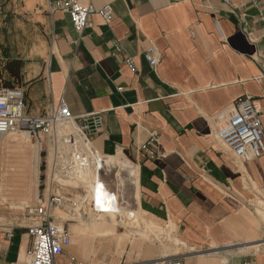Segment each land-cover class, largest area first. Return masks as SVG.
Instances as JSON below:
<instances>
[{
	"label": "crops",
	"instance_id": "0c3cea01",
	"mask_svg": "<svg viewBox=\"0 0 264 264\" xmlns=\"http://www.w3.org/2000/svg\"><path fill=\"white\" fill-rule=\"evenodd\" d=\"M59 1L0 0V84L23 89L31 116L62 103L75 118L101 115L92 149L132 168L133 213L173 228L175 244L164 257L157 239L114 228L72 241L57 264H264V156L237 158L216 136L244 96L264 127V0H76L94 10L82 36ZM106 6L110 23L98 13ZM152 49L156 67L145 59ZM21 137L0 142V202L10 209L40 201V147ZM2 207L0 264H28L32 220Z\"/></svg>",
	"mask_w": 264,
	"mask_h": 264
},
{
	"label": "built area",
	"instance_id": "2783aa9c",
	"mask_svg": "<svg viewBox=\"0 0 264 264\" xmlns=\"http://www.w3.org/2000/svg\"><path fill=\"white\" fill-rule=\"evenodd\" d=\"M56 7L70 15L73 27L79 36L90 27L89 19L94 13L93 8L83 6L76 0H60ZM98 13L107 23L113 20V10L110 6H106ZM145 59L151 67L158 65L153 49L145 54ZM128 63L131 66V62ZM261 115L262 112L254 98L244 96L238 99L232 116L216 132L218 141L237 158L260 159L264 156V127ZM62 125L71 126L75 130L74 133L67 131L63 133ZM102 128L101 115L75 118L64 103L57 111L48 112L43 116H31L26 111L23 89L0 86V142L14 132L26 133L40 148L45 147L47 150L51 147L55 151H58L59 147L71 149L74 154L70 165L87 170L94 162L99 170L103 159L92 149L91 138L99 134ZM44 138L49 142V146L44 143ZM154 143L156 140L152 139L149 146ZM83 149L88 154L83 153ZM149 153L156 155L152 151ZM55 157V165L63 164V157L57 155ZM40 195V201L29 207L26 213L32 220L28 228L31 238L28 264H57V259L62 256L65 248L72 245V239L67 230L54 220L52 210L64 209L67 203L51 195L48 204L45 205ZM163 264H182V262L179 259H169Z\"/></svg>",
	"mask_w": 264,
	"mask_h": 264
},
{
	"label": "rangeland",
	"instance_id": "374dc122",
	"mask_svg": "<svg viewBox=\"0 0 264 264\" xmlns=\"http://www.w3.org/2000/svg\"><path fill=\"white\" fill-rule=\"evenodd\" d=\"M62 132L74 133L69 125L61 126ZM28 143H31L29 139ZM37 147V146H36ZM40 151V165H39V177H38V191L40 194L43 193L46 188V196H48L49 190L55 196L63 199L65 203L73 202L69 204L67 211L56 210V218L60 227H64L72 236L73 244L81 245L80 238L85 240L86 237H107L108 235L99 233L95 234L91 231L82 233L79 228L81 226H91L94 224L93 220L114 225L116 230L120 232L133 229L129 233L132 239L147 240L153 244V238L158 240V253L161 256H166L171 251V247L175 244L173 235V228L166 230L160 224L149 223L144 218L140 217L139 214H134L132 206L138 202L136 190V179L135 173L132 168L119 158L103 159L99 165L100 169H97V165L92 164L87 170H82L78 166L70 165L72 155L74 152L70 149L59 147L58 151L53 148L46 150L45 147L39 148ZM21 152V151H19ZM83 153L88 154L85 149ZM18 156L19 154L16 153ZM55 155L63 157V164L55 165ZM66 168V170H64ZM64 170V171H62ZM99 171L100 179L112 194H115L120 203L121 215L112 218L102 217L101 214H96L92 210V181L87 180L83 182V173L89 171L95 173ZM82 179V180H81ZM82 183V184H81ZM14 190V189H12ZM24 190V189H20ZM7 200L3 199L0 206L4 212H10L14 210L17 212V216L27 213V209L35 204H31L29 201L19 202L20 204H9L11 207L8 208L6 205ZM66 205V204H65ZM63 205V206H65ZM66 205V206H67ZM123 207V208H122ZM132 211L134 218L129 216ZM132 219V220H131ZM116 220V221H115ZM114 223V224H113Z\"/></svg>",
	"mask_w": 264,
	"mask_h": 264
},
{
	"label": "bare ground",
	"instance_id": "6f19581e",
	"mask_svg": "<svg viewBox=\"0 0 264 264\" xmlns=\"http://www.w3.org/2000/svg\"><path fill=\"white\" fill-rule=\"evenodd\" d=\"M15 140L19 141L20 144L24 142L29 141V136L26 133H22V137L20 139L15 138ZM25 140V141H24ZM36 149V158L37 162L39 164V148ZM37 175H38V169H37ZM83 182L90 180L92 181V210L96 212L97 214H101L102 217H109L113 218L118 217V215H121V208L119 199L115 194H112L106 187L105 183H103L99 176V171L95 173H91L89 171H86L83 173ZM81 179V180H82ZM82 184V183H81ZM123 208V207H122ZM133 213H130L129 216H133ZM116 221V220H115ZM94 224L92 225V228L87 229H79L82 233L88 234V232H92L95 234L103 233L106 235H109L110 233L114 232V225H109L104 222H98L93 220ZM114 224V223H113ZM92 250V249H91Z\"/></svg>",
	"mask_w": 264,
	"mask_h": 264
},
{
	"label": "trees",
	"instance_id": "16d2710c",
	"mask_svg": "<svg viewBox=\"0 0 264 264\" xmlns=\"http://www.w3.org/2000/svg\"><path fill=\"white\" fill-rule=\"evenodd\" d=\"M1 87H4V88H9V89H13V88H16V87H11V86H7V85H2L0 84Z\"/></svg>",
	"mask_w": 264,
	"mask_h": 264
}]
</instances>
